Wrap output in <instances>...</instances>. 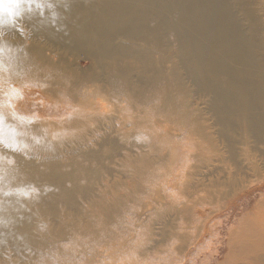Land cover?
Returning a JSON list of instances; mask_svg holds the SVG:
<instances>
[{
  "label": "bare ground",
  "instance_id": "obj_1",
  "mask_svg": "<svg viewBox=\"0 0 264 264\" xmlns=\"http://www.w3.org/2000/svg\"><path fill=\"white\" fill-rule=\"evenodd\" d=\"M40 2L0 24V254L43 258L34 249L50 246L51 215L70 222L78 181L96 180L135 135L122 164L144 148L137 156L160 166L171 144L175 181L206 142L264 188V0Z\"/></svg>",
  "mask_w": 264,
  "mask_h": 264
},
{
  "label": "rangeland",
  "instance_id": "obj_2",
  "mask_svg": "<svg viewBox=\"0 0 264 264\" xmlns=\"http://www.w3.org/2000/svg\"><path fill=\"white\" fill-rule=\"evenodd\" d=\"M169 93L175 101L180 98L175 88ZM189 98L197 96L190 93ZM130 144L140 146V138L122 139L114 163L105 160L95 166L100 169L96 180L78 181V190L83 189L71 195L76 202L70 222L51 215L58 229L47 234L50 246L34 249L43 258L29 252L31 258L16 263L13 253H2L7 259L0 264H264V188L258 190L260 177L243 157L239 159L245 165L239 167L226 154L216 160L207 143L200 142L203 152L187 161L185 170L176 171L173 181L165 169L176 158L168 160L171 144L160 166L155 156H137L144 148L122 164L120 154ZM218 149L225 151L221 144ZM258 174L264 176V164ZM85 191L102 200L91 205L81 194ZM34 223L48 229L39 219Z\"/></svg>",
  "mask_w": 264,
  "mask_h": 264
},
{
  "label": "snow or ice",
  "instance_id": "obj_3",
  "mask_svg": "<svg viewBox=\"0 0 264 264\" xmlns=\"http://www.w3.org/2000/svg\"><path fill=\"white\" fill-rule=\"evenodd\" d=\"M33 6L40 9L44 5L40 0H0V24L15 25L18 18L23 17L25 13L32 12ZM48 7L51 5L49 4ZM5 17H7L6 20ZM20 31L21 29L17 28V32Z\"/></svg>",
  "mask_w": 264,
  "mask_h": 264
}]
</instances>
